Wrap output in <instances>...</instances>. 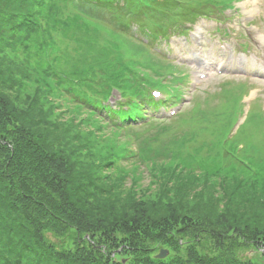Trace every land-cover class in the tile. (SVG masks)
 <instances>
[{
	"label": "trees",
	"instance_id": "1",
	"mask_svg": "<svg viewBox=\"0 0 264 264\" xmlns=\"http://www.w3.org/2000/svg\"><path fill=\"white\" fill-rule=\"evenodd\" d=\"M232 2L0 0V264H101L60 251L72 224L105 249L131 237L144 264H239L264 242V146L241 147L235 114L158 113L180 103L165 83L184 84L158 46L225 23ZM67 96L85 114L71 126L43 109Z\"/></svg>",
	"mask_w": 264,
	"mask_h": 264
},
{
	"label": "rangeland",
	"instance_id": "2",
	"mask_svg": "<svg viewBox=\"0 0 264 264\" xmlns=\"http://www.w3.org/2000/svg\"><path fill=\"white\" fill-rule=\"evenodd\" d=\"M232 3L234 10L224 11V16H227L225 23L217 25L211 21L199 20L186 38H172L169 46L164 44L158 46L160 52L159 56H154L155 62L159 64L163 58L169 59L175 64L176 73L175 76L167 77L184 79L181 87L165 83L173 89L178 88L180 103L167 105L166 110L160 108L158 113L167 117L172 114V110L168 112L167 110L175 108L178 110L177 115L171 120L180 116V112L181 118L187 120L192 109L199 106L206 114L221 111L228 112L231 116L235 114L236 125L232 134L237 133L238 129L245 125L240 128L241 131H245V136L235 139H242L241 147L260 150L261 148L257 146H264V0H233ZM222 28H228V31L224 34ZM124 44L127 45L125 41ZM163 97L164 94L161 93L159 99ZM49 101L44 103L43 109L51 110L52 121L56 120L64 126L82 122L85 114L77 113L68 96L66 101L57 98H51ZM150 112V109L146 110L149 117ZM240 119H243L242 124L238 125ZM216 121L217 119L214 124ZM183 122L177 120L172 126L176 127ZM215 128L212 126L211 133ZM212 137L211 134L209 138ZM76 155L79 158L78 153H75ZM77 157L72 158L77 161ZM79 161L81 162V158L77 162ZM67 226H69L67 233L63 231L61 234L63 238L57 243L60 251L69 254L74 250L83 251L87 256H96L101 264H144L139 259L140 255L136 253L137 247L131 237L130 242H111L115 248L105 249L98 246V243L95 244L94 236L98 233L87 229L77 231L73 224ZM87 226L95 230L92 223ZM74 231L82 233L79 238L74 237ZM137 236H141V232L137 233ZM112 238L114 240V235ZM201 240L202 237L196 238L195 242L191 239L183 240L180 243L181 251L188 249L190 244L194 246L195 251H201L199 249L203 247L199 244ZM245 242L253 244L237 249L239 264H264V242L251 239ZM162 249L169 252L166 247H160L152 256L155 258ZM54 251L58 252L57 249ZM222 254L223 251L220 255Z\"/></svg>",
	"mask_w": 264,
	"mask_h": 264
},
{
	"label": "water",
	"instance_id": "3",
	"mask_svg": "<svg viewBox=\"0 0 264 264\" xmlns=\"http://www.w3.org/2000/svg\"><path fill=\"white\" fill-rule=\"evenodd\" d=\"M168 251L167 250H164V249H162V250H159V252H158V254L155 256V258L156 259H158V260H162V259H164L167 255H168Z\"/></svg>",
	"mask_w": 264,
	"mask_h": 264
}]
</instances>
